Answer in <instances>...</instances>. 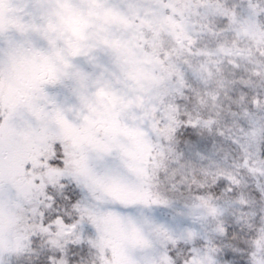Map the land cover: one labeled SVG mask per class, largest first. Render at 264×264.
<instances>
[{
    "label": "snow or ice",
    "instance_id": "snow-or-ice-1",
    "mask_svg": "<svg viewBox=\"0 0 264 264\" xmlns=\"http://www.w3.org/2000/svg\"><path fill=\"white\" fill-rule=\"evenodd\" d=\"M0 264H264V0H0Z\"/></svg>",
    "mask_w": 264,
    "mask_h": 264
}]
</instances>
